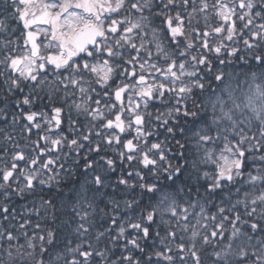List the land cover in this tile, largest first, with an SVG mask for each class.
<instances>
[{
	"label": "snow or ice",
	"instance_id": "snow-or-ice-1",
	"mask_svg": "<svg viewBox=\"0 0 264 264\" xmlns=\"http://www.w3.org/2000/svg\"><path fill=\"white\" fill-rule=\"evenodd\" d=\"M0 264H264V0H0Z\"/></svg>",
	"mask_w": 264,
	"mask_h": 264
},
{
	"label": "trees",
	"instance_id": "trees-1",
	"mask_svg": "<svg viewBox=\"0 0 264 264\" xmlns=\"http://www.w3.org/2000/svg\"><path fill=\"white\" fill-rule=\"evenodd\" d=\"M241 48H243L242 45H241ZM233 66H234V67H237V68L240 67L238 60L236 61V63H235ZM241 78H243V77H241ZM45 194H46V195H49V194H51V193H47V191H46ZM23 203H24V201H16V206L19 208V206H20L21 204H23ZM37 219H38L37 217H32V223L35 224V222L37 221Z\"/></svg>",
	"mask_w": 264,
	"mask_h": 264
}]
</instances>
